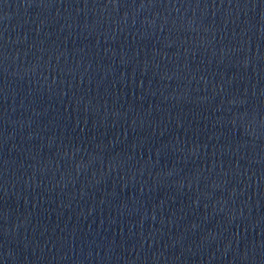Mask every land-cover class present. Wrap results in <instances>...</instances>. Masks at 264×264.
<instances>
[{
    "label": "water",
    "instance_id": "95a60500",
    "mask_svg": "<svg viewBox=\"0 0 264 264\" xmlns=\"http://www.w3.org/2000/svg\"><path fill=\"white\" fill-rule=\"evenodd\" d=\"M264 206V0H0V264H199Z\"/></svg>",
    "mask_w": 264,
    "mask_h": 264
}]
</instances>
